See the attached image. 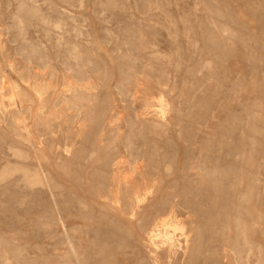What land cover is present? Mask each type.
Listing matches in <instances>:
<instances>
[{"label":"rangeland","instance_id":"374dc122","mask_svg":"<svg viewBox=\"0 0 264 264\" xmlns=\"http://www.w3.org/2000/svg\"><path fill=\"white\" fill-rule=\"evenodd\" d=\"M0 264H264V0H0Z\"/></svg>","mask_w":264,"mask_h":264},{"label":"bare ground","instance_id":"6f19581e","mask_svg":"<svg viewBox=\"0 0 264 264\" xmlns=\"http://www.w3.org/2000/svg\"><path fill=\"white\" fill-rule=\"evenodd\" d=\"M155 233V232H154ZM159 234H161V233H159ZM153 235V234H152ZM156 235V234H155ZM170 236V235H169ZM165 237V236H164ZM188 239V238H187ZM170 240V239H169ZM169 242H172V241H169ZM165 243V242H164ZM166 245V244H165ZM173 245V244H172ZM174 246V245H173ZM172 247V246H171Z\"/></svg>","mask_w":264,"mask_h":264}]
</instances>
